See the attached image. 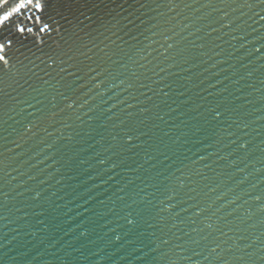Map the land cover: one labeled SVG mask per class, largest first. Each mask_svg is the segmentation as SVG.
Segmentation results:
<instances>
[{
    "label": "water",
    "instance_id": "obj_1",
    "mask_svg": "<svg viewBox=\"0 0 264 264\" xmlns=\"http://www.w3.org/2000/svg\"><path fill=\"white\" fill-rule=\"evenodd\" d=\"M0 264H264V0H0Z\"/></svg>",
    "mask_w": 264,
    "mask_h": 264
}]
</instances>
